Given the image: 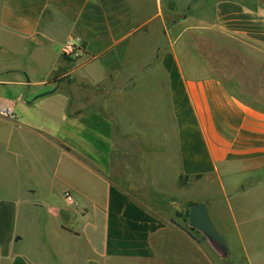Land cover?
Returning <instances> with one entry per match:
<instances>
[{
	"label": "crops",
	"instance_id": "crops-1",
	"mask_svg": "<svg viewBox=\"0 0 264 264\" xmlns=\"http://www.w3.org/2000/svg\"><path fill=\"white\" fill-rule=\"evenodd\" d=\"M173 1L170 23L171 0H0V109L12 114H0V264H213L100 163L101 140L150 162L142 147L164 125L137 117L126 84L156 66L176 126L172 185L264 171V0Z\"/></svg>",
	"mask_w": 264,
	"mask_h": 264
},
{
	"label": "rangeland",
	"instance_id": "rangeland-1",
	"mask_svg": "<svg viewBox=\"0 0 264 264\" xmlns=\"http://www.w3.org/2000/svg\"><path fill=\"white\" fill-rule=\"evenodd\" d=\"M168 9L171 13L170 23L182 18L173 0ZM215 40L221 39L216 36ZM64 57L74 61L73 57L76 56L64 55ZM146 68L139 74L138 82L124 84L127 89L139 92L140 109L136 114L137 117L141 119L146 114L149 119L164 125L163 129L150 131L155 137L153 138L155 145L142 147L150 162L135 160L132 150L134 145L127 144L126 140L124 142L116 140L115 149L110 143L101 140V144L105 145L110 156L108 155V158L102 155L104 159L100 160V163L105 166L108 176L113 181L121 183L141 202L152 204L159 209L158 211L169 214L175 224L181 226L200 243L203 242L213 256V264H264V171L255 177L243 173L222 177L224 185L216 176L193 177L187 181L180 179L177 187L172 185V178L170 179L169 175L176 169L177 157L173 153L171 162L169 153L175 146L176 126L168 102V87L162 72L156 71V66ZM39 73L46 74V66H42ZM70 77L71 74L65 73L61 78L54 79L58 80L62 85L61 88L65 90L71 80ZM115 84L114 86L120 85L119 82ZM71 87L72 84L69 88ZM128 100L130 101L131 98ZM143 107L147 112H142ZM128 116L135 117V114L130 113ZM97 132H91V135L98 137ZM104 132L109 137L113 134L112 130ZM162 148L166 150V155L163 157L165 160L160 159L162 157L157 158L160 155H157V152L162 151ZM176 188L178 192H175ZM193 203H206L210 220L223 236L228 248L226 258L220 257L212 249L201 232L189 227V207ZM176 243L177 241L172 242V250L176 248ZM189 249L190 247L187 251L191 250ZM203 264L210 263L204 261Z\"/></svg>",
	"mask_w": 264,
	"mask_h": 264
},
{
	"label": "water",
	"instance_id": "water-1",
	"mask_svg": "<svg viewBox=\"0 0 264 264\" xmlns=\"http://www.w3.org/2000/svg\"><path fill=\"white\" fill-rule=\"evenodd\" d=\"M189 227L201 232L212 249L222 258L228 256L223 236L210 220L206 203H193L189 207Z\"/></svg>",
	"mask_w": 264,
	"mask_h": 264
},
{
	"label": "built area",
	"instance_id": "built-area-1",
	"mask_svg": "<svg viewBox=\"0 0 264 264\" xmlns=\"http://www.w3.org/2000/svg\"><path fill=\"white\" fill-rule=\"evenodd\" d=\"M80 53V46L76 43H67L62 47V54L67 56H77V54ZM0 114L5 116H12L11 112L6 109H0ZM65 200L69 204L74 203V199L71 193L66 192L64 194Z\"/></svg>",
	"mask_w": 264,
	"mask_h": 264
},
{
	"label": "trees",
	"instance_id": "trees-1",
	"mask_svg": "<svg viewBox=\"0 0 264 264\" xmlns=\"http://www.w3.org/2000/svg\"><path fill=\"white\" fill-rule=\"evenodd\" d=\"M181 227V226H180Z\"/></svg>",
	"mask_w": 264,
	"mask_h": 264
}]
</instances>
